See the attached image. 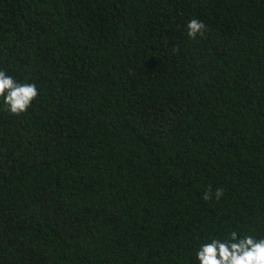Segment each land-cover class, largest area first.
I'll list each match as a JSON object with an SVG mask.
<instances>
[{"label": "trees", "instance_id": "16d2710c", "mask_svg": "<svg viewBox=\"0 0 264 264\" xmlns=\"http://www.w3.org/2000/svg\"><path fill=\"white\" fill-rule=\"evenodd\" d=\"M0 70L38 89L0 98V264L264 238V0H0Z\"/></svg>", "mask_w": 264, "mask_h": 264}, {"label": "clouds", "instance_id": "9594fccd", "mask_svg": "<svg viewBox=\"0 0 264 264\" xmlns=\"http://www.w3.org/2000/svg\"><path fill=\"white\" fill-rule=\"evenodd\" d=\"M206 28L203 21L192 19L187 24V35L196 39L198 35L205 34ZM37 96L38 89L34 83H19L0 70V98H3L6 110L11 114L27 112ZM223 195V189L215 190L217 200ZM212 197L211 189L203 195L206 201ZM195 255L199 264H264V238L242 236L237 231H231L225 238L212 237L202 243Z\"/></svg>", "mask_w": 264, "mask_h": 264}]
</instances>
